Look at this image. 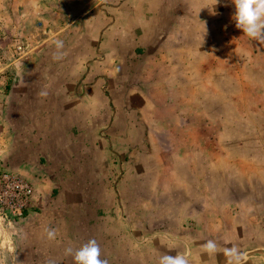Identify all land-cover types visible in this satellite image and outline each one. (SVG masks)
I'll return each mask as SVG.
<instances>
[{"label": "rangeland", "instance_id": "1", "mask_svg": "<svg viewBox=\"0 0 264 264\" xmlns=\"http://www.w3.org/2000/svg\"><path fill=\"white\" fill-rule=\"evenodd\" d=\"M86 1L0 0V125L5 141L12 136L10 144L0 139L7 152L0 171L24 177L33 192L19 215L0 206V264H74L65 248L92 238L108 264H157L180 253L191 264H227L223 249L232 246L245 259L264 256V42L236 27L232 0H176L199 70L194 62L178 87L188 91L164 116L148 108L145 122L117 123L109 109L118 88L107 91L103 78L95 87L92 71L79 70L88 50L78 39L86 35L66 25ZM30 6L36 10L24 13ZM56 39L64 44L59 60ZM71 74L83 80V95L63 99ZM130 80L136 86L140 78ZM147 81L151 88L159 79ZM148 90L143 102L155 105ZM47 99L49 110L39 113L38 101ZM47 118L46 152L38 128L36 143L16 148L15 122L31 127ZM46 228L56 230L55 240ZM209 239L221 249L215 256L201 252Z\"/></svg>", "mask_w": 264, "mask_h": 264}, {"label": "crops", "instance_id": "2", "mask_svg": "<svg viewBox=\"0 0 264 264\" xmlns=\"http://www.w3.org/2000/svg\"><path fill=\"white\" fill-rule=\"evenodd\" d=\"M34 7L36 6L26 7L23 9L24 13H27L29 8H33L32 12L35 11L36 8ZM173 7L176 9H170ZM227 10L228 7H226V1H224L222 6L224 15L227 14ZM181 12L185 13L182 10ZM74 14L80 17L70 19V22L66 25L72 26V28L75 26L79 35L82 31L84 32L86 36L78 39L80 41L79 45L88 50L87 60L80 64L79 70H84L87 75L92 71V77L95 78L93 83L95 87H97V81L103 78L106 80V85H108L107 91H109L108 89L115 91L116 87L118 88V91L115 92L116 94L119 92L118 96L111 99L109 109L111 117H117L120 120L117 123L145 122V111L148 108H151L150 111L159 112L155 116L160 118L165 115L161 112H167L170 105L181 103L185 92L188 90H179L178 87L184 84V80L187 79L188 75L192 74L194 62L197 63L196 72L199 70L200 59L199 54L194 49L196 45L194 46L192 42L182 38L183 29L178 24L181 13L177 9L176 0L175 2L173 0H87L82 8L76 9ZM209 14H216L215 10L214 12L210 11ZM210 21L208 20V22ZM198 28L203 29L202 26L198 25L197 28L193 26L192 30ZM67 40L64 39V41ZM74 40L70 38L68 41L72 44ZM38 43H41V41ZM192 50L193 53H191ZM69 66L72 69L70 63ZM116 66L118 68L117 72L113 70ZM147 66H150V69L146 72ZM48 75L44 74V78ZM68 76L70 82L68 80L65 82L60 93H62L63 99H71L73 95L79 98L83 95V80L71 79L72 74ZM134 76L139 77L140 81L137 82L136 86H130V79H133ZM146 79H159L161 86H159L160 82L156 81L153 87L149 88ZM172 88H175L174 92H170ZM41 89H39V95L42 92ZM100 89L96 90L97 94L101 92L103 96L104 93H108L106 90ZM148 89L152 91L153 97L158 101L155 105L152 101L147 104L143 102L151 95ZM130 94H135L137 101L139 100L142 103H133L127 97H130ZM38 102L39 113L49 110L48 99L47 101ZM35 105L36 101L33 106ZM106 105V108L103 107V109H108L109 104ZM147 117H150V115ZM7 123L9 126L10 124L13 126L11 122ZM50 124L48 118L46 122L43 119H41V122H32L31 127L28 122H15V135L13 137L16 148H20L19 150L22 151V149H28V146L36 143L35 136L37 133L34 134L33 132H36L38 128L40 131L39 146L40 149L46 152L49 149L45 145L48 142L47 139L50 138L48 136ZM57 125L60 126L61 124L57 123ZM0 128H2L0 139L4 144L7 142L10 144L9 140L12 136H9L5 141L4 126L0 125ZM82 134L86 138L87 132H82ZM101 138L105 137L101 136ZM114 139L113 141L117 144L119 142L118 132ZM109 148L111 153H114V149ZM6 155V147L0 146V159H4L7 157ZM24 167L23 162L17 163V171H23ZM255 257L257 258H246L244 264H264L263 255Z\"/></svg>", "mask_w": 264, "mask_h": 264}, {"label": "clouds", "instance_id": "3", "mask_svg": "<svg viewBox=\"0 0 264 264\" xmlns=\"http://www.w3.org/2000/svg\"><path fill=\"white\" fill-rule=\"evenodd\" d=\"M218 0H215V4ZM235 5L234 19L236 27L249 38L264 42V0H232ZM56 52L53 53L54 59H62L64 53L60 51L64 44L62 40H54ZM40 95H47L41 92ZM46 238L55 240L57 232L55 229L46 228ZM220 247L215 240H206L202 245L201 252L210 256H215ZM223 254L227 257V264H244L245 257L240 249L236 246L226 247ZM64 255L71 256L74 264H108V261L102 258V250L97 241L92 238L81 244L79 247L73 248L68 246L64 250ZM157 264H191L189 255L180 253L176 255H161Z\"/></svg>", "mask_w": 264, "mask_h": 264}, {"label": "built area", "instance_id": "4", "mask_svg": "<svg viewBox=\"0 0 264 264\" xmlns=\"http://www.w3.org/2000/svg\"><path fill=\"white\" fill-rule=\"evenodd\" d=\"M19 48V47H18ZM32 186L19 174L0 171V206L19 215L28 205L32 196ZM264 225V210L261 216Z\"/></svg>", "mask_w": 264, "mask_h": 264}]
</instances>
